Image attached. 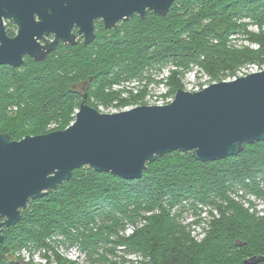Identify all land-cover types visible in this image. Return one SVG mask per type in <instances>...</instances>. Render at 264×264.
<instances>
[{"label":"trees","instance_id":"1","mask_svg":"<svg viewBox=\"0 0 264 264\" xmlns=\"http://www.w3.org/2000/svg\"><path fill=\"white\" fill-rule=\"evenodd\" d=\"M253 26L259 33L249 31ZM102 32L93 45L61 47L45 61L1 68L0 133L19 141L66 129L84 101L81 85L86 103L98 110L114 101L129 104L121 93L139 88L154 68L160 74L170 66L165 85L176 94L184 88L182 72L198 68L218 80L264 65V0H179L165 16L149 12ZM241 33L257 48L234 44ZM145 96L143 90L136 98ZM52 124L56 128L48 130ZM263 187L264 141L217 162L197 161L192 153L164 155L134 181L83 167L57 190L30 201L22 220L4 229L0 264H69L63 253L72 248L91 258L119 247L139 255L138 264H249L264 257V213L240 200L263 199ZM176 207L196 212L189 228L200 226L201 240L179 221L182 212L172 213ZM35 252L44 263L35 262Z\"/></svg>","mask_w":264,"mask_h":264},{"label":"water","instance_id":"2","mask_svg":"<svg viewBox=\"0 0 264 264\" xmlns=\"http://www.w3.org/2000/svg\"><path fill=\"white\" fill-rule=\"evenodd\" d=\"M47 1L53 11L49 25L55 32L58 21L56 41L42 47L26 29L12 40L2 37L0 68H20L25 56L43 61L58 41L76 45L77 35L92 44L96 21L113 30L136 15L165 16L179 0H62L60 18L55 16L56 0ZM87 97L64 130L19 141L0 134V244L4 229L22 220L30 201L57 190L77 169L89 167L134 181L164 155L192 153L197 161L217 162L239 155L245 145L264 141V70L201 91L179 89L167 105L118 113L100 112L86 103ZM263 261L264 257H255L247 263Z\"/></svg>","mask_w":264,"mask_h":264},{"label":"rangeland","instance_id":"3","mask_svg":"<svg viewBox=\"0 0 264 264\" xmlns=\"http://www.w3.org/2000/svg\"><path fill=\"white\" fill-rule=\"evenodd\" d=\"M121 24H119L118 26H120ZM103 29H105V28L103 27ZM249 31L252 34L259 33V29H257V27H254V26L250 27ZM99 33H100V36L101 35L103 36L102 31H100ZM236 37H237V39L233 40L234 44H236L238 46H240V45H247V46L251 45L253 48H257V45L251 44L248 40H246V39H248V35L245 36L244 33H241L240 35H238ZM77 46H79V45H77ZM250 68L251 67L244 66V67L240 68L239 70H236L235 73L233 74V76H228V77L222 76V78L218 79V80L208 77L203 72H200L198 69H193L192 71H188V72L187 71L182 72L183 74H180L178 76V78L180 79V81L182 82V85L184 87L182 89L189 91V92H196V91H201L202 89H204V88H206V87H208L214 83H219V82H223V81H233L235 79L240 78L241 75H244L247 72H251V70H262L263 71L264 65H262V66L256 65V67L251 68V69ZM17 69H19V68H17ZM169 69H171L170 66L165 68V70H164V71H166L165 73L163 71L159 74L158 71L154 68L152 70V72H150L149 75H145V78H144L142 84L139 86V88H133L132 93H129L128 91H123L121 93V99L129 100L130 101L129 104L119 106L118 101H114V103L107 108L103 105H99L98 110L100 112H103V113H118L121 111H127V110H124L125 108H129V110H130V109H133L135 107L144 106V105H147V106H153V105L163 106V105H159V104L160 103H167L168 101H170L172 99L174 100L176 94L171 93V89L165 85L168 82V78L170 79V77H171V73H170ZM165 75H168V77L164 79ZM150 76L153 79L151 82L149 81V78H148ZM246 76H247V74H246ZM161 80H163V84H159V82ZM133 85H131V86H133ZM122 88H123V86L114 87V91L121 92ZM78 90L82 94H85L84 86L81 85L78 88ZM128 90H131V88L128 87ZM143 90L146 91L145 98L144 99L136 98L137 96H139L143 92ZM165 105H167V104H165ZM75 115L73 117H75ZM74 120H75V118H74ZM74 120H73V122H74ZM54 128H56V125L52 124L48 128V130H53ZM0 134H7V133H0ZM262 196L264 197V194H262ZM244 199L245 198L240 200L241 203H242V201L245 204L254 203L255 205H258V207H260L262 205L261 201H259V200H257V202H254V200H248V199L244 200ZM185 211L186 210L179 211V208L176 207L172 211V213L175 215V214H178L179 212H182V216L178 217L179 221L183 225H187V231H193L195 229V231L193 232V237H196L197 240H201L204 236V234H202L201 228L198 226L197 227L194 226V228H192V230L189 228V226L192 225L194 223V221H196V218H195L196 212L190 208H187V213ZM203 217L204 216L202 215L201 218H203ZM141 227L142 226H139V228H141ZM129 229H131L133 231L132 227L128 228L127 232H126L127 235L132 234L129 231ZM80 252H81V255H78V254H76L77 253L76 250L72 249V250H69L68 253H66V255L64 257L66 259L68 258L69 260H71V258L74 259V260H71V263H69V264H138V263H141V260H142L141 258H139V255L128 254L126 251L121 250L120 247L116 250L115 253H112V251L106 252V250L100 249L99 253H94L93 256H91V258L89 256L88 251H86V250L81 251L80 250ZM23 253L26 256V252H23ZM27 253L30 254L28 251H27ZM77 257H79V258H77ZM34 259H35V261H38V262L41 261V257L39 256L38 252H35ZM27 260H28V258L26 256V261ZM147 262H148V259H147Z\"/></svg>","mask_w":264,"mask_h":264},{"label":"flooded vegetation","instance_id":"4","mask_svg":"<svg viewBox=\"0 0 264 264\" xmlns=\"http://www.w3.org/2000/svg\"><path fill=\"white\" fill-rule=\"evenodd\" d=\"M51 8L52 6L48 4L47 0H0V38L5 37L12 40L20 34L22 29H26L30 34L35 35V38L38 39V43L42 47H48L56 41V35L58 34V21L56 22V32L53 31L52 27L49 25L52 21L51 17L53 15ZM62 9V0H56V18L62 17ZM95 27L97 38L94 43L100 37L99 32L102 31V28L104 27L103 22L101 20L96 21ZM73 33L75 35L78 33L77 27L73 29ZM39 36L42 37L40 38ZM76 42L77 44L74 46L69 43L65 44L62 41H58L54 50L47 55L45 60L58 52L61 47L73 48L80 44L86 46L84 43L85 38L82 35H77ZM1 43L0 40V45ZM94 43L89 45H93ZM28 59L35 61L31 57L25 56V61ZM1 68L12 67L2 66ZM84 91H86L85 88ZM237 245L242 246L241 243H237Z\"/></svg>","mask_w":264,"mask_h":264},{"label":"built area","instance_id":"5","mask_svg":"<svg viewBox=\"0 0 264 264\" xmlns=\"http://www.w3.org/2000/svg\"><path fill=\"white\" fill-rule=\"evenodd\" d=\"M248 67H251V68H254V67H256V65H249ZM250 68V69H251ZM195 69H198V68H195ZM165 70V69H164ZM163 70V71H164ZM259 71H262V70H251V72H247L246 74L248 75V74H251V73H256V72H259ZM166 71H164V73H165ZM246 74H244V75H241V77H243V76H246ZM168 77V75H165V77H164V79L165 78H167ZM115 87H121V86H115ZM173 101V99L172 100H170V101H168L167 103H160L159 105H165V104H169L170 102H172ZM124 110H129V108H125ZM246 199H248V200H254V202H257V200H259V201H261V203H262V205L260 206V207H258V205H255V210H257V211H259L260 213H264L263 211H264V198L263 199H259L257 196H255V195H248V196H246ZM248 206H249V204H247ZM254 210V209H253ZM207 213L206 212H204V213H202V215L204 216V217H207V215H206ZM203 217V218H204ZM202 218V219H203ZM203 226H206L205 224H202ZM194 226H196L197 227V225H193L192 227L194 228ZM198 227H200V226H198ZM131 228V227H130ZM201 228V227H200ZM133 229V228H132ZM202 230V229H201ZM129 231L131 232V233H133V231L131 230V229H129ZM203 234V233H202ZM72 249H75L76 250V254H78V255H81V252H80V250H78L77 248H72ZM72 249H70V250H72ZM23 252H26V256H27V258H28V260L27 261H29L30 259H29V257H30V254H28L27 253V251H23ZM66 253H68V251H65L63 254H65L66 255ZM23 255H24V253H23ZM25 256V255H24ZM25 256V257H26ZM39 256H40V254H39ZM35 257V254L33 255V258ZM41 257V256H40ZM77 258H79V257H77ZM35 260V259H34ZM71 260H74L73 258H71ZM36 263H41V262H45L43 259H42V257H41V261H35Z\"/></svg>","mask_w":264,"mask_h":264},{"label":"bare ground","instance_id":"6","mask_svg":"<svg viewBox=\"0 0 264 264\" xmlns=\"http://www.w3.org/2000/svg\"><path fill=\"white\" fill-rule=\"evenodd\" d=\"M45 134H47V133H45ZM13 138V137H12ZM245 200V199H244ZM237 203V202H236ZM197 222V221H196ZM134 231V230H133ZM53 255V254H52Z\"/></svg>","mask_w":264,"mask_h":264}]
</instances>
